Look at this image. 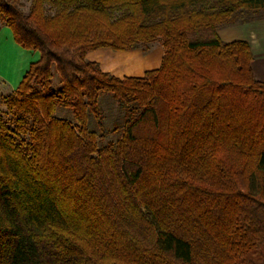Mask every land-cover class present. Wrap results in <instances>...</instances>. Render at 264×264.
I'll list each match as a JSON object with an SVG mask.
<instances>
[{
	"label": "trees",
	"instance_id": "16d2710c",
	"mask_svg": "<svg viewBox=\"0 0 264 264\" xmlns=\"http://www.w3.org/2000/svg\"><path fill=\"white\" fill-rule=\"evenodd\" d=\"M26 2L0 0L39 52L0 115V264H264V81L217 34L264 0ZM155 43L143 76L85 58Z\"/></svg>",
	"mask_w": 264,
	"mask_h": 264
},
{
	"label": "crops",
	"instance_id": "0c3cea01",
	"mask_svg": "<svg viewBox=\"0 0 264 264\" xmlns=\"http://www.w3.org/2000/svg\"><path fill=\"white\" fill-rule=\"evenodd\" d=\"M219 38L224 42L233 40L247 41L252 52L250 63L255 79L264 81V17L245 23L222 26L217 30ZM5 45L13 53L11 63L0 71V93L8 89L15 90L30 63L38 60L39 52L25 49L18 45L12 32L6 26L0 28V54L3 58ZM161 45L152 46L148 52L139 48L127 50H113L109 47H99L86 52L85 58L99 64L102 71L117 77L143 76L147 70L157 69L161 65L163 56ZM4 59V58H3Z\"/></svg>",
	"mask_w": 264,
	"mask_h": 264
},
{
	"label": "rangeland",
	"instance_id": "374dc122",
	"mask_svg": "<svg viewBox=\"0 0 264 264\" xmlns=\"http://www.w3.org/2000/svg\"><path fill=\"white\" fill-rule=\"evenodd\" d=\"M25 2V6H24V10H27L28 7V2H26V0H23ZM159 45V43H155L153 46ZM4 53H3V58L0 57V59L4 63L7 65L11 63V59H12V52L8 49V47L5 45L4 47ZM1 56V54H0ZM0 60V71H2V69H4L2 66V62ZM58 83V76L55 75L54 77V84L57 85ZM2 94L0 93V115H2L4 118L8 119L9 118V113L7 112V107L4 101V96L6 94H9L10 92L8 91V89H2ZM102 95H110V93L104 92L102 93ZM103 111H104V117H105V123H106V129L110 130L115 122H119L122 123L123 121V116H122V111L117 108V106H115L111 100L109 98L105 99V101L103 102ZM94 128V127H92ZM96 130V129H95ZM119 137V135H116V133H112L109 132V134L107 135H103V136H98V145L99 146H104L105 144H107L110 141H115L117 138Z\"/></svg>",
	"mask_w": 264,
	"mask_h": 264
}]
</instances>
